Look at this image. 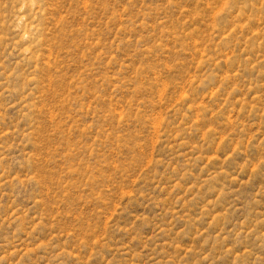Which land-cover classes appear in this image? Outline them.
<instances>
[{
	"label": "rangeland",
	"instance_id": "374dc122",
	"mask_svg": "<svg viewBox=\"0 0 264 264\" xmlns=\"http://www.w3.org/2000/svg\"><path fill=\"white\" fill-rule=\"evenodd\" d=\"M0 264H264V0H0Z\"/></svg>",
	"mask_w": 264,
	"mask_h": 264
}]
</instances>
